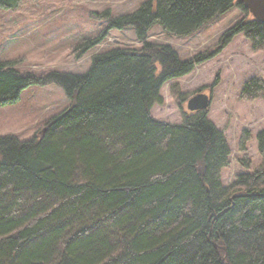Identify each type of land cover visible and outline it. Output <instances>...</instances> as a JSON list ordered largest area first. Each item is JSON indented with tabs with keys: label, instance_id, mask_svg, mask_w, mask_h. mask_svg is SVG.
<instances>
[{
	"label": "trees",
	"instance_id": "obj_1",
	"mask_svg": "<svg viewBox=\"0 0 264 264\" xmlns=\"http://www.w3.org/2000/svg\"><path fill=\"white\" fill-rule=\"evenodd\" d=\"M22 0H0L16 10ZM234 0H147L111 18L82 54L111 30H132L140 50L113 49L92 57L82 75L21 73L0 62V107L29 87L55 85L70 101L30 141L0 137V264H264V126L256 134L259 165L223 186L229 166L223 134L206 111L181 124L153 119L159 91L213 56L181 60L167 45L147 41L157 26L186 38ZM242 34L264 53V23L243 18L220 37L219 48ZM217 48V50L219 49ZM264 93L247 80L240 97ZM250 140L244 131L238 151Z\"/></svg>",
	"mask_w": 264,
	"mask_h": 264
},
{
	"label": "rangeland",
	"instance_id": "obj_2",
	"mask_svg": "<svg viewBox=\"0 0 264 264\" xmlns=\"http://www.w3.org/2000/svg\"><path fill=\"white\" fill-rule=\"evenodd\" d=\"M146 1L22 0L16 10H0V62L13 63L19 72L35 76L52 71L82 75L95 55L142 47L132 30H111L99 45L78 54L75 49L83 39L95 38L106 28V21L95 16L107 11L111 18L130 14ZM245 10L231 7L186 38L169 37L157 26L147 34L149 43L169 46L181 60L215 51L190 74L164 84L159 91L162 102L151 107L150 115L160 122L181 124L184 115L194 113L186 109L187 101L197 94L207 95L206 118L223 134L230 152L229 166L220 173L223 186L245 173L238 161L248 159L250 171L260 163L255 137L264 126V93L247 100L240 97V91L252 77L264 81V53L253 51L242 34L218 47L226 30L243 18L253 19ZM69 104L55 85L29 87L14 104L0 107V137L30 141ZM244 131L250 140L246 152L240 153L238 142Z\"/></svg>",
	"mask_w": 264,
	"mask_h": 264
},
{
	"label": "water",
	"instance_id": "obj_3",
	"mask_svg": "<svg viewBox=\"0 0 264 264\" xmlns=\"http://www.w3.org/2000/svg\"><path fill=\"white\" fill-rule=\"evenodd\" d=\"M248 10L253 20L264 23V0H234ZM210 98L204 94H197L187 101L186 109L189 112H207Z\"/></svg>",
	"mask_w": 264,
	"mask_h": 264
}]
</instances>
